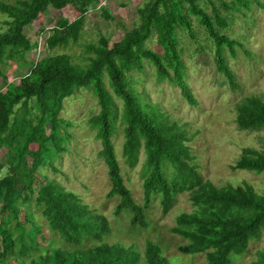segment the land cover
Wrapping results in <instances>:
<instances>
[{
    "label": "trees",
    "instance_id": "1",
    "mask_svg": "<svg viewBox=\"0 0 264 264\" xmlns=\"http://www.w3.org/2000/svg\"><path fill=\"white\" fill-rule=\"evenodd\" d=\"M105 2L0 0V15L5 17V28L0 30V79H5V89L0 90V151L6 148L4 162L0 163V264H170L150 241L143 257L133 247L107 243L105 238L111 231L107 218L95 214L76 193L59 183L47 180L36 187L40 169L53 166V159L65 149L69 137L62 131L65 121L60 114L65 99L80 88L91 89L98 98L100 112L88 124L102 144L98 156L108 167V197L120 198L115 215L129 210L131 226L146 227L144 211L153 200L160 198L167 214L177 196L187 193L194 210L180 214L170 228L172 234L186 241L178 251L205 254L206 264H230L232 254H244L250 243L260 240L263 234L264 194L249 184L218 187L205 180L191 152L192 137L145 100V95L133 86L131 74L141 72L145 62L152 64L159 82L168 81L178 87L183 98L195 105L186 81L181 45L183 33L196 38L195 19L213 44L218 72L232 89L237 88L225 49L234 53L242 45L224 31L231 27V11L250 9L257 0H147L136 9L133 28L128 29L119 19L124 34L118 42L100 35L96 43L86 46L85 64L74 63L66 53L29 64L26 56L37 44L25 34L27 26L35 21L44 23L51 7L58 11L73 9L76 19L71 22L59 15L45 41L51 50L66 48L81 39L90 11L99 9L106 19L116 21ZM153 38L158 49L148 46ZM13 63L30 65L28 73L16 83L8 81L3 71ZM235 109L239 130L264 129L263 98L247 96ZM119 122L125 138L123 156L129 167L137 166L141 151L146 157L142 168L144 206L134 200L126 186L115 152L113 138ZM231 168L264 173V149H243ZM32 203L41 211L50 234L64 240L71 250L55 247L50 238L40 249L37 236L41 227L34 221ZM22 216L32 225L30 229ZM89 241L92 244L87 246ZM33 252L38 254L33 257ZM254 264H264V249L257 253Z\"/></svg>",
    "mask_w": 264,
    "mask_h": 264
},
{
    "label": "rangeland",
    "instance_id": "2",
    "mask_svg": "<svg viewBox=\"0 0 264 264\" xmlns=\"http://www.w3.org/2000/svg\"><path fill=\"white\" fill-rule=\"evenodd\" d=\"M146 1L107 0L105 5L110 15L117 18L116 21L106 19L99 9L92 10L86 15L78 43H71L66 48L58 47L54 50L47 48L45 41L51 34L56 18L63 15L72 22L77 15L73 9L58 11L51 7L44 23L35 21L25 28L27 37L32 43L37 44V47L26 56V60L29 64L36 63L44 57L66 53L72 57L74 63L85 64L88 57L86 46L96 43L100 35L109 36L112 42H118L124 34L123 29L118 26L119 19L124 21L128 29L133 28L137 16L136 9ZM229 16L231 27L224 33L242 45L237 46L234 53L225 49V57L235 74L237 88L232 89L225 77L218 72L213 57V44L195 19L196 38L190 37L188 33L181 35L186 81L194 95L195 105L183 98L178 87L168 81L159 82L152 64L145 62L144 69L141 72H133L131 78L133 86L145 95L148 103L156 105L171 121L181 125L188 136L192 137L189 142L191 152L205 180H210L218 187L226 184L234 186L249 184L255 191L264 194V173L257 174L231 168L239 159L243 149H264V129L242 131L235 122V106L243 98L255 95L264 99V0H257L250 9H243L242 12L231 11ZM4 21L5 17L0 15V30L5 28ZM148 46L158 49L154 38L148 42ZM29 64L13 63L4 67L6 79L16 83L20 77L28 73ZM4 89L5 79L1 78L0 90ZM99 112L98 98L91 89L80 88L65 99L60 117L65 121L62 131L68 135L69 140L59 157L53 159V166L40 169L35 181L36 187L50 180L76 193L95 214L103 215L109 221L111 231L105 238L107 243L133 247L143 257L146 243L150 241L160 248L162 255L170 264H206L205 254L180 253L178 246L186 241L170 231L180 214L194 210L189 194L178 195L167 214L163 212L160 198L153 200L149 208L144 211L148 222L146 227L131 226L129 210L123 211L119 216L115 215L120 198L108 197L111 190L108 167L98 156L102 144L88 124V120ZM67 123L70 125L66 126ZM124 140L123 126L119 122L117 133L113 138L115 152L126 186L131 190L134 200L144 206L142 168L146 157L141 151L137 166L130 168L123 156ZM5 153L6 148H3L0 151V163L4 162ZM1 204L0 200V206ZM30 209L35 223L41 227V234L37 236L40 249L46 246V240L50 238L52 244H56L55 247L71 250L64 240L50 234L46 220L33 203ZM2 218L0 214V223ZM21 220L27 229L32 227L24 216ZM91 244L92 241L86 242L87 246ZM2 249L0 238V252ZM262 249H264V231L260 240L250 243L247 252L232 254L230 264H254L257 253ZM32 254L35 257L38 253ZM141 262H144L143 258Z\"/></svg>",
    "mask_w": 264,
    "mask_h": 264
}]
</instances>
